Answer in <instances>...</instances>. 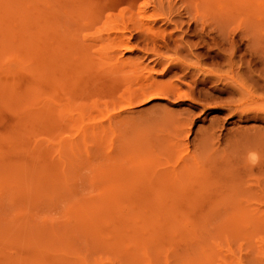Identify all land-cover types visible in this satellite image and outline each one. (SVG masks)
Here are the masks:
<instances>
[{"label":"rangeland","instance_id":"rangeland-1","mask_svg":"<svg viewBox=\"0 0 264 264\" xmlns=\"http://www.w3.org/2000/svg\"><path fill=\"white\" fill-rule=\"evenodd\" d=\"M228 262L264 264V0H0V264Z\"/></svg>","mask_w":264,"mask_h":264},{"label":"bare ground","instance_id":"bare-ground-1","mask_svg":"<svg viewBox=\"0 0 264 264\" xmlns=\"http://www.w3.org/2000/svg\"><path fill=\"white\" fill-rule=\"evenodd\" d=\"M6 7L8 8V5H6ZM7 8H6V9H7ZM10 10H13V9H10ZM6 11H7V10H6ZM6 11H5V12H6ZM8 11H9V10H8ZM155 11H156V10L152 11L151 13H149V14L146 16V20H145L144 22H143V21L140 22V23H141V26H142V24H144V26H145L146 23H148V22L151 21L150 18L154 15V12H155ZM157 14H158V13H157ZM156 17H157V15H155L154 18L152 17V19L155 20ZM138 21H141V20H138ZM136 22H137V21H136ZM136 24H139V23L137 22ZM108 26H109V25H108ZM108 26H107V28H108ZM112 26H113V27H112ZM112 26H110V27H111V28H115V29H117V27H119L118 30H120V26H117V27H116V26L114 27V25H112ZM124 26H125V25H124ZM124 26H123V27H124ZM137 26H139V25H137ZM147 27H149V26H147ZM139 28L141 29L142 27L139 26ZM149 28L151 29V28H153V27L151 26V27H149ZM108 29H110V28H108ZM115 29H114V32H117V30L115 31ZM123 29H124V28H123ZM137 29H138V28H137ZM106 30H107V29H106ZM111 30H112V29L108 30V32H107L108 35H107V37H105V38H107V40H108V39H112V40L117 39V40H115L116 43H117V47H118V48H119V47L126 48V47H127V45H126V42H127V41L125 42V41L123 40V38L120 37V35H119V34H123V35H124V33L121 31L122 33H119V34H118V33H115L114 36L112 35V36H113V37H112V36L110 35V34L112 33ZM134 30H135V29H134ZM146 30H148V32H149V29L146 28ZM146 30H145V32H144L145 34L148 33V32L146 33ZM109 31H110V33H109ZM112 31H113V30H112ZM138 31H139V30H138ZM150 31H151L150 34H152V33H153V32H152L153 29H151ZM119 32H120V31H119ZM150 34L148 33V34L146 35V37H147V36H150ZM154 34H155V33H154ZM105 35H106V33H105ZM123 35H121V36H123ZM99 36H101V35H99ZM109 37H111V38H109ZM146 37H145V38H146ZM100 38H101V37H100ZM119 38H122V39H119ZM150 38H151V37H150ZM102 39H104V38H102ZM112 52H113V51H112ZM111 54L114 55L115 53H111ZM112 55H111V57H112ZM119 58H120V57H119ZM115 59H116V57H115ZM117 60H119V59H117ZM115 62H116V61H115ZM114 64H115V63H114ZM117 64H119L118 61H117ZM144 83H145V84H144ZM144 83H143V86H140V88H138V89H135V90H132V89H131V90L127 91V93H126V94H127V96H126L127 99H126V98H125V99L128 100V101H127L128 104H130L131 100L133 101L134 98H140V97H143V96H146V95H147L146 97H148L149 95H151V96L153 95V96H154L155 94H158V93L161 92V91H162V92H165V91L162 89L164 85L159 86L160 84L158 85V84H157L156 82H154V81H149V82H144ZM160 87H161V88H160ZM164 88H165V90L167 89L166 87H164ZM127 89H128V88H127ZM170 89H171V88H170ZM162 92H161V93H162ZM167 92H168V91H167ZM171 93H172V91H171ZM131 95H132V96H131ZM143 98H144V97H143ZM137 101H138V100H137ZM175 177H176V176H175ZM255 194H256V193H255ZM257 194H259V193H257ZM260 197H261V196L259 195V199H260ZM257 200H258V199H257ZM229 262H230V261H229ZM229 262H228V263H229ZM232 263H233V262H231V264H232ZM229 264H230V263H229Z\"/></svg>","mask_w":264,"mask_h":264}]
</instances>
